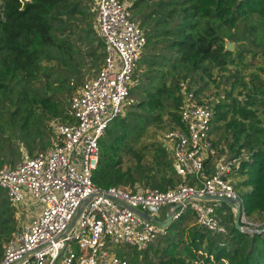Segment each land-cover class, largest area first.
I'll list each match as a JSON object with an SVG mask.
<instances>
[{
  "label": "trees",
  "instance_id": "16d2710c",
  "mask_svg": "<svg viewBox=\"0 0 264 264\" xmlns=\"http://www.w3.org/2000/svg\"><path fill=\"white\" fill-rule=\"evenodd\" d=\"M129 1L147 36L139 62V68L145 70L141 76L136 72L134 79L140 78V82L131 88V94L139 98L123 116L111 121L100 140L93 180L104 188L125 186L132 191H138V185L168 190L184 181L193 184V179L184 180L177 174L165 143L148 144L146 139L165 114L171 115L176 127L180 125L183 80L190 86L200 83L196 92L202 94L207 86L205 77L213 79L215 69L230 71V64L242 62L243 51L236 50L235 56L225 50V39L218 33L221 27L230 28L229 40L239 41L241 22L254 19L250 29L264 51V0ZM93 2L1 0L0 166L7 162L15 166L23 157L8 148L12 138L21 139L28 154L34 155L36 148L44 149L52 142V121L74 122L70 104L81 85L70 79L82 77L85 50L93 59L89 69L95 67L99 48L104 56ZM82 24L83 33L74 40ZM44 61L56 62L58 73ZM102 65L100 62V68ZM233 76L226 100L214 102L213 133H219L215 145L219 148L225 139L231 159L239 161L237 173L244 176L240 184L248 187L240 193L248 221L241 225L254 231L239 230L231 212L221 220L230 224L228 233H214L198 225L194 212L188 211L171 221L166 235L127 256L129 264H264V65L254 72L252 86L237 73ZM240 85L247 89L243 101L233 96ZM127 158L130 163L126 166ZM209 168L210 163L208 174ZM2 192L0 264L5 242L18 227L15 208ZM217 214H221L220 209Z\"/></svg>",
  "mask_w": 264,
  "mask_h": 264
},
{
  "label": "built area",
  "instance_id": "2783aa9c",
  "mask_svg": "<svg viewBox=\"0 0 264 264\" xmlns=\"http://www.w3.org/2000/svg\"><path fill=\"white\" fill-rule=\"evenodd\" d=\"M96 24L104 44L103 65L76 89L69 110L74 122L54 121L50 146L23 155L15 166H0V191L10 205L19 208L27 199L39 205L5 242L1 264H129L127 255L113 251V245L126 243L142 250L167 234L168 226L138 211L152 215L168 208L173 219L192 211L204 229L227 234L217 214L223 202L204 196L237 199L242 221L246 219L243 199L230 177L239 162L235 167L234 159L219 162L206 173L219 156L213 134L214 96L198 94L186 80L180 83V125L165 134L164 143L177 174L192 176L194 183L132 191L94 182L101 138L111 121L135 103L130 82L147 44L129 0H97ZM233 208L237 212L236 205Z\"/></svg>",
  "mask_w": 264,
  "mask_h": 264
},
{
  "label": "rangeland",
  "instance_id": "374dc122",
  "mask_svg": "<svg viewBox=\"0 0 264 264\" xmlns=\"http://www.w3.org/2000/svg\"><path fill=\"white\" fill-rule=\"evenodd\" d=\"M0 3H1V0H0ZM96 5H97V0H96V2L94 0V2L92 4L93 10L96 9ZM254 21H255L254 19L252 20V22H248L246 20L242 21L240 24L239 33H238L239 36L242 37V39L239 41H233L232 40V42L235 43V48L233 50V53H235V56H237L236 50H238V52L243 51L244 57L242 59V62H241V59L239 61L238 57H236V62L237 63L241 62V63L240 64H230L229 65L230 71H220L218 69H215L213 79L205 77L206 82H207V86L202 93L203 96H214L215 102L226 100L225 96H226V93L231 90L232 82L235 80V77L233 76L235 73H237L239 76H241L245 80V82H247L248 86L253 85L252 79H253L254 72H256V71L258 72L259 67L264 65V51L262 49V46L254 41L255 31L250 29V27L254 23ZM80 28H84V24H82L81 27L76 29V34H75L74 40L76 39L77 35H80L83 33ZM230 31L231 30L228 26H223V27H221V29H219L218 33L226 41V40H229L231 37ZM229 41H231V40H229ZM97 43H98V40L94 42V46H96ZM82 46L85 47L86 45H82ZM86 52H87V50H85L83 52L84 56L86 57L85 58L86 64H85V67H83L81 70L82 77H79V78L74 77V78L70 79L71 83L73 82V83H76L77 85H82L85 81L94 77L97 74V72L100 69V66H99L100 62L103 63V60H104V56L102 55L103 50H102V48H99L96 51V53L98 54L99 57H98V60L95 61L96 62L95 67H93L92 69H89L93 63V59L90 57L88 58V55H85ZM44 64H49L50 68H51V66H54L53 72L58 73L56 62L48 63V62L44 61ZM237 68L239 69V72L236 71ZM144 70H145V67H140V68L138 67V70H137L138 75L142 74L144 72ZM195 77L198 78L199 76L195 75ZM187 80L190 81V79H187ZM139 82H140V78L133 79L132 82H130V87L133 88ZM199 86H200V83L199 84H193L194 89H198ZM246 93H247V89L243 88L240 85L234 91L233 96H236L239 98V100L243 101L247 98ZM72 95H74V94H72ZM133 97H134L135 101H137V99L139 98L138 95H136V94H134ZM54 121H56V120H54ZM54 121H52V122H54ZM221 124H223V123H221ZM174 127H176V126L171 119V115L165 114L163 121L157 125H154L151 128L149 135L146 139V142H148V144H152L150 142H157V143L163 144L165 142V140H164L165 134ZM218 137H219V133H215L214 138L217 139ZM12 139L13 140L8 145V148L10 149L11 152H13L15 154L17 152H21L23 155L28 154V148L21 141V139H19V138H12ZM229 139L231 140V138H229ZM50 144H48L47 147L50 146ZM147 146L150 149V145H147ZM219 148H220L219 149V156L211 161V163H210L211 168H214L215 164H217L219 162H224V161L225 162H231L233 160L230 157L229 149H228V146L226 145L225 139H223L222 143L219 145ZM38 150L39 149L36 148L34 153ZM9 156L10 155H8V157ZM151 156L152 155L150 153V155H148V157L151 158ZM18 162H20V160ZM238 162H239L238 160L234 161L233 167H235L236 164H238ZM129 163H130V161H128V158H127V160L125 161V165L127 166ZM7 164L10 165V163H8V162H7ZM230 177L233 180V183L236 186V189L240 193H243V192L248 190V187L240 184V182L243 181L244 176H241L236 172L234 173V169H232ZM182 178L184 180H190V179H192V176H186V177H182ZM237 184H239V185L237 186ZM120 187L130 189V188L125 187V186H120ZM138 187H139V189L145 188L144 186H141V185H138ZM2 193L5 194L4 191ZM5 196H6V194H5ZM223 203H225V202H223ZM223 203H222V206L219 208L220 213H221V214H219V219L224 220V216H229L231 214V212H233L234 217L236 218V212L233 208V205L225 203L223 206ZM37 208H39V205L32 199H27V201L22 206H20L19 208H15L16 217H17V221H18V227L22 226L23 223H25L26 221L31 219L32 215L34 214V210ZM167 212H168V208H163L160 212L152 211L151 214L156 218L164 220ZM244 222H248L247 219H245ZM223 224H225L227 226V228H229V226H230V224L228 222H223ZM257 224H259V223H257ZM245 227L243 226V228H245ZM69 249H71V247ZM111 249L115 252H118L120 255L126 254L127 256L133 255L138 250L137 248L132 247L126 243H120L117 245H113ZM61 260H62V258L60 259V261Z\"/></svg>",
  "mask_w": 264,
  "mask_h": 264
},
{
  "label": "water",
  "instance_id": "95a60500",
  "mask_svg": "<svg viewBox=\"0 0 264 264\" xmlns=\"http://www.w3.org/2000/svg\"><path fill=\"white\" fill-rule=\"evenodd\" d=\"M235 48V43L232 42V41H229V40H226L225 41V50L226 51H233ZM203 198H207V199H218L222 202H225V203H228V204H231V205H236V208H237V212H236V218H235V223H236V227L241 230V231H254L253 229L249 228V227H245L243 228V226L241 225V222L242 221V216H241V213H240V205L237 201V199L235 198H229V197H210V196H204ZM178 207V206H176ZM139 214L143 215L144 217L148 218V219H151L153 221H155L156 223H159L160 225L162 226H169V224L171 223L172 219H173V215L172 213H168L167 215V219L165 221H162V220H159L155 217H153L152 215L148 214V213H143V212H140L138 211ZM78 216V215H77ZM75 221H73L71 223V226L70 228L74 225ZM257 232H260L259 230H255Z\"/></svg>",
  "mask_w": 264,
  "mask_h": 264
}]
</instances>
